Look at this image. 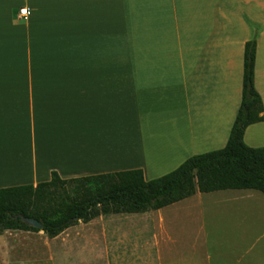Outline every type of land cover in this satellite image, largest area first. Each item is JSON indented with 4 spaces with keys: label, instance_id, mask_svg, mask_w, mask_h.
<instances>
[{
    "label": "crops",
    "instance_id": "0c3cea01",
    "mask_svg": "<svg viewBox=\"0 0 264 264\" xmlns=\"http://www.w3.org/2000/svg\"><path fill=\"white\" fill-rule=\"evenodd\" d=\"M255 31L264 108V0H0V188L47 182L52 172L70 179L139 169L149 181L222 149ZM263 133L264 121L255 123L243 140L259 147L251 138ZM177 208L196 243L245 241L236 264L258 263L264 195L255 190L196 192L159 210L78 222L52 240L63 242L64 264H104L105 253L106 264H152V242L140 241L149 225L134 224L154 217L164 227ZM108 217L110 251L88 249L99 231L79 229ZM0 245V264L56 262L52 251L11 258Z\"/></svg>",
    "mask_w": 264,
    "mask_h": 264
},
{
    "label": "trees",
    "instance_id": "16d2710c",
    "mask_svg": "<svg viewBox=\"0 0 264 264\" xmlns=\"http://www.w3.org/2000/svg\"><path fill=\"white\" fill-rule=\"evenodd\" d=\"M255 39L243 50L241 101L222 149L194 155L173 171L146 181L141 170H126L0 188V235L6 231L42 232L52 239L72 225L112 214H140L164 208L196 192L255 190L264 195V147H249L245 129L264 121L254 87ZM22 218L36 220L34 228Z\"/></svg>",
    "mask_w": 264,
    "mask_h": 264
},
{
    "label": "rangeland",
    "instance_id": "374dc122",
    "mask_svg": "<svg viewBox=\"0 0 264 264\" xmlns=\"http://www.w3.org/2000/svg\"><path fill=\"white\" fill-rule=\"evenodd\" d=\"M258 137L259 138L252 137V142L259 145V147H264V133ZM256 139L260 140L256 141ZM162 214L164 217L167 215L165 213ZM169 215H171V217L167 218L166 221H168V224L165 223L164 227L160 226L154 217L153 221H148L146 224L143 222L134 224L135 227L141 228L143 225H149V229L147 230L148 233L146 231L143 240L140 239V241L146 242L147 244L152 242V264H210L209 258H211V264H236L237 259L241 255V251L247 248L245 246V241H243V243H236L219 239L215 245H205L202 241L196 243L194 233L191 234V228L194 229V224L192 222L190 224L189 220H179V208ZM117 222L121 223L118 219L114 223L118 224ZM112 226L111 217H108L98 219L91 223V225L81 227L79 230L83 233L86 231L95 233L98 230L99 232L97 233H101V235H98V238L95 237L97 233L93 235L92 239L87 237V241L90 240L93 243L88 249L97 250L98 253H102L103 249L106 250L108 248L110 251ZM120 228L125 229V225L123 224ZM153 236L157 238L155 239ZM152 238L156 242L155 248ZM0 240L12 250V254H10L12 256L11 258L22 257L31 260L34 258L41 259L47 257L48 252L52 251V253L55 254L54 257H56L55 264H64V257L60 252L62 250L60 245L62 246L63 242L57 243L47 238L42 232L27 233L9 231L3 233L0 236ZM68 241H70V239H68ZM101 243H103V245ZM84 244L85 243H82V245ZM97 246L99 248H97ZM2 247L3 245H0V248ZM255 253L258 257L257 264H264V240H261L257 247H255ZM143 254L146 255L145 252H140L139 256ZM101 256L104 257V264H106V259H110L111 257L110 255L107 256L106 253Z\"/></svg>",
    "mask_w": 264,
    "mask_h": 264
},
{
    "label": "water",
    "instance_id": "95a60500",
    "mask_svg": "<svg viewBox=\"0 0 264 264\" xmlns=\"http://www.w3.org/2000/svg\"><path fill=\"white\" fill-rule=\"evenodd\" d=\"M22 221H24L25 223H27L28 225H30V226H32L34 228H37L39 230L41 229V225L36 220L22 218Z\"/></svg>",
    "mask_w": 264,
    "mask_h": 264
},
{
    "label": "built area",
    "instance_id": "2783aa9c",
    "mask_svg": "<svg viewBox=\"0 0 264 264\" xmlns=\"http://www.w3.org/2000/svg\"><path fill=\"white\" fill-rule=\"evenodd\" d=\"M28 15H29L28 8L23 7V8H21V9L19 10L18 16H19L20 18H26Z\"/></svg>",
    "mask_w": 264,
    "mask_h": 264
}]
</instances>
